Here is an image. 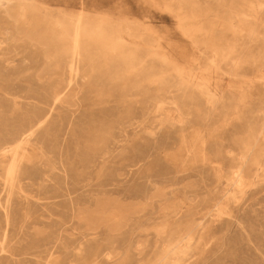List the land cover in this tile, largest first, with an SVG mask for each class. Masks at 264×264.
Segmentation results:
<instances>
[{
	"label": "rangeland",
	"instance_id": "1",
	"mask_svg": "<svg viewBox=\"0 0 264 264\" xmlns=\"http://www.w3.org/2000/svg\"><path fill=\"white\" fill-rule=\"evenodd\" d=\"M11 1L0 264H264V0Z\"/></svg>",
	"mask_w": 264,
	"mask_h": 264
},
{
	"label": "bare ground",
	"instance_id": "2",
	"mask_svg": "<svg viewBox=\"0 0 264 264\" xmlns=\"http://www.w3.org/2000/svg\"><path fill=\"white\" fill-rule=\"evenodd\" d=\"M4 1H6V0H0V4H2V3H4ZM8 1V0H7ZM12 1H14V0H12ZM11 1V2H12ZM24 1V0H23ZM213 1V0H212ZM15 2H16V0H15ZM17 2H19V1H17ZM16 2V3H17ZM24 2H26V1H24ZM214 2V1H213ZM220 2V1H219ZM227 2V1H226ZM228 2H230V1H228ZM8 3V2H7ZM10 3V2H9ZM16 3L14 4V5H16ZM18 4V3H17ZM22 4V3H21ZM21 4H20V7H21ZM221 4V3H220ZM223 4V3H222ZM227 4V3H226ZM9 5V4H8ZM11 5H13V4H11ZM231 5H232V3H231ZM2 6V5H1ZM4 6V5H3ZM5 6H7V5H5ZM10 6V5H9ZM222 6V5H221ZM227 6V5H226ZM233 6V5H232ZM8 7V6H7ZM6 7V8H7ZM10 7H13V6H10ZM19 7V6H18ZM260 7V6H259ZM4 8V7H3ZM5 8V9H6ZM212 8H213V6H212ZM234 8V7H233ZM263 8V7H262ZM261 8V9H262ZM20 9V8H19ZM205 9V8H204ZM227 9V8H226ZM228 9H230V8H228ZM2 10V9H1ZM4 10V9H3ZM7 10V9H6ZM5 10V11H6ZM13 10V9H12ZM11 10V11H12ZM208 10V9H207ZM232 10V9H231ZM9 11H10V9H9ZM11 11L9 12V13H11ZM14 11V13L16 12L15 10H13ZM7 12V11H6ZM208 12V11H207ZM206 13V12H205ZM16 14V13H15ZM0 15H1V13H0ZM5 15V14H4ZM11 15H12V13H11ZM10 14H9V16H11ZM17 15V14H16ZM15 15V16H16ZM80 15V14H79ZM5 16H7V15H5ZM13 16V15H12ZM14 16V17H15ZM226 17V16H225ZM263 17H264V15H263ZM13 18V17H12ZM17 18H19V17H17ZM231 18V17H230ZM234 18V17H233ZM4 19V18H3ZM15 19H16V17H15ZM79 19H80V16H79V18H78V20L76 21V20H74V21H76V22H69V24H66L65 22H64V20H60L59 21V25H60V30H61V28H62V34L64 33V34H67V35H69V36H71V37H69V38H72V46H71V50H66V52L64 51V55H65V57H63V58H66L65 60V67H66V71H68L69 72V74L71 75V77L68 79V81H67V83H66V86H70L71 85V82L73 81V77H75V76H77V74L79 73V71L81 70V69H84V68H82V67H80V64H82V63H80V57H82V59H83V56H80L81 54H80V46H79V36L81 35L80 34V30H79ZM232 19V18H231ZM23 20V19H22ZM69 20V19H68ZM21 21V20H20ZM87 21V20H86ZM217 21V20H216ZM226 21V20H225ZM228 21V20H227ZM233 21V20H232ZM263 21H264V19H263ZM18 22H19V20H18ZM22 22V21H21ZM67 22V21H66ZM231 22V21H230ZM255 22V21H254ZM3 23V22H2ZM6 23V22H5ZM15 23V22H14ZM58 23V22H57ZM81 23V22H80ZM20 24V23H19ZM17 25V24H16ZM228 25V24H227ZM18 26V25H17ZM82 26H83V24H82ZM231 26V25H230ZM21 28H22V26H20ZM95 27V26H94ZM128 27V26H127ZM234 27V26H233ZM7 28V27H6ZM20 28V29H21ZM125 28V27H124ZM231 28V27H230ZM251 28H252V26H251ZM5 29V28H4ZM14 29V28H13ZM16 29V28H15ZM95 29H96V27H95ZM98 29V28H97ZM127 29V28H126ZM233 29V28H232ZM231 29V30H232ZM17 30H18V27H17ZM54 30V29H53ZM250 30V29H249ZM16 31V30H15ZM93 31V30H92ZM259 31H261V30H259ZM2 32V31H1ZM23 32H24V30H23ZM96 32V31H95ZM3 33V32H2ZM63 34V35H64ZM114 35H116V34H114ZM120 35H121V33H120ZM23 36V35H22ZM25 36H26V34H25ZM27 37V36H26ZM30 37V36H29ZM65 37V36H64ZM121 37V36H120ZM257 37V36H256ZM28 38V37H27ZM254 38V37H253ZM21 39V38H20ZM29 39V38H28ZM66 39V38H65ZM3 40V39H2ZM48 40V39H47ZM60 40H62V39H60ZM249 40V39H248ZM252 40V39H251ZM259 40V39H258ZM1 41V40H0ZM29 41V40H28ZM55 41H57V40H55ZM71 41V40H70ZM115 41V40H114ZM41 42H42V40H41ZM1 43V42H0ZM59 43V42H58ZM60 43H61V41H60ZM251 43V42H250ZM62 44V43H61ZM60 44V45H61ZM227 44V43H226ZM230 44V43H229ZM59 46V45H58ZM47 48L49 47V46H46ZM54 47V46H53ZM56 47V46H55ZM225 47H226V45H225ZM246 47V46H245ZM46 48V49H47ZM50 48V47H49ZM58 48V47H57ZM56 48V49H57ZM60 48V47H59ZM64 48V47H63ZM243 48V47H242ZM247 48V47H246ZM52 49V47L50 48V50ZM65 49H66V47H65ZM64 49V50H65ZM133 49V48H132ZM245 49V48H244ZM43 50V49H42ZM54 50V49H53ZM46 51V50H45ZM44 50H43V52H45ZM56 51V50H55ZM60 51V50H59ZM59 51H58V53H59ZM205 51V50H204ZM250 51V50H249ZM262 51H263V49H262ZM49 52H51V51H48L47 53H49ZM243 52V51H242ZM241 52V53H242ZM91 53V52H90ZM89 53V54H90ZM206 53V52H205ZM248 53V52H247ZM40 54V53H39ZM50 54H53V53H50ZM48 55V54H47ZM247 55V54H246ZM249 55V54H248ZM60 56V55H59ZM80 56V57H79ZM205 56V55H204ZM243 56V55H242ZM260 56V55H259ZM52 57H55L54 55L52 56ZM89 57V56H88ZM93 57V56H92ZM202 57V56H201ZM262 57H263V55H262ZM42 58V57H41ZM63 58H62V60H63ZM245 58V57H244ZM243 58V59H244ZM46 59V58H45ZM54 59V58H53ZM81 59V60H82ZM86 59H88V58H86ZM211 59V58H210ZM260 59V58H259ZM263 59V58H262ZM49 60V59H48ZM93 60V59H92ZM91 59L89 60V61H92ZM203 60V59H202ZM207 60V59H206ZM255 60V59H254ZM55 61V60H54ZM118 61V60H117ZM210 61V60H209ZM216 63H217V61H216V58H215V60H214ZM46 62H47V60H46ZM88 62V61H87ZM97 62H99V60L97 61ZM206 62H208V61H206ZM45 63V62H44ZM60 63H62V62H60ZM86 63V62H85ZM93 63V62H92ZM127 63V62H126ZM54 64V63H53ZM55 64H57V63H55ZM87 64V63H86ZM88 64H89V62H88ZM134 64H136V63H134ZM227 64H228V62H227ZM242 64V63H241ZM244 64V63H243ZM242 64V65H243ZM264 64V63H263ZM47 65V64H46ZM61 65V64H60ZM97 65H98V63H97ZM137 65V64H136ZM205 65V64H204ZM83 66H85V65H83ZM88 66V65H87ZM86 66V67H87ZM121 66H122V64H121ZM91 67V66H90ZM90 67H88V68H90ZM98 67V66H97ZM226 67H228V66H226ZM243 67V66H242ZM255 67H256V65H255ZM258 67V66H257ZM54 68V67H53ZM112 68V67H111ZM115 68V67H114ZM123 68V67H122ZM239 68H240V66H239ZM55 69V68H54ZM117 69V68H116ZM224 69V68H223ZM228 69V68H227ZM63 70V69H62ZM88 70L89 69H87V71L86 72H88ZM110 70V69H109ZM242 70V69H241ZM244 70V69H243ZM252 70V69H251ZM250 70V71H251ZM59 71H61V70H59ZM82 71V70H81ZM85 71H83V72H85ZM98 71V70H97ZM245 71V70H244ZM57 72V71H56ZM49 73V72H48ZM62 73V72H61ZM134 73V72H133ZM246 73V72H245ZM90 74V73H89ZM102 74V73H101ZM111 74H112V72H111ZM130 74V73H129ZM135 74V73H134ZM244 74V73H243ZM48 75V74H47ZM62 75H63V73H62ZM95 75V74H94ZM97 75V74H96ZM99 75V74H98ZM110 75V74H109ZM116 75V74H115ZM135 75H137V74H135ZM55 76H56V74H55ZM60 76V75H59ZM100 76H102V75H100ZM129 76V75H128ZM131 76V75H130ZM129 76V77H130ZM133 76V75H132ZM131 76V77H132ZM52 77V76H51ZM50 77V78H51ZM63 77V76H62ZM95 77V76H94ZM108 77L109 76H107V79H108ZM128 77V78H129ZM135 77V76H134ZM49 78V79H50ZM61 78V77H60ZM98 78V77H97ZM106 77H104L103 79H105ZM53 79V78H52ZM62 79V78H61ZM99 79V78H98ZM92 79H90V81H91ZM66 81V80H65ZM105 81H106V79H105ZM119 81V80H118ZM122 81V80H121ZM126 81V80H125ZM55 82V81H54ZM53 82V83H54ZM60 82V81H59ZM87 82H88V80H87ZM92 82V81H91ZM104 82V81H103ZM107 82V81H106ZM128 81H126V83H127ZM131 82H133V81H131ZM130 82V83H131ZM135 82V81H134ZM133 82V83H134ZM136 82H137V80H136ZM61 83V82H60ZM63 83V82H62ZM96 83V82H95ZM94 83V84H95ZM113 83V82H112ZM133 83H132V85L131 86H133ZM55 84V83H54ZM85 84H87V83H85ZM91 84V83H90ZM111 84V83H110ZM135 84H137V83H134V85ZM108 85V84H107ZM106 85V86H107ZM124 86H125V84H123ZM58 86V85H57ZM89 86V85H88ZM93 86H95V85H93ZM101 86V85H100ZM105 86V87H106ZM113 88H114V86H113ZM125 88V87H124ZM86 89V88H85ZM119 89V88H118ZM121 89H123V88H121ZM129 89V88H128ZM133 89V88H132ZM59 90V89H58ZM101 90L102 89H100V92H101ZM113 90V89H112ZM111 90V91H112ZM53 91H55V90H53ZM72 91H74V90H72ZM71 91V92H72ZM99 91V90H98ZM115 91H117L116 89H115ZM114 91V92H115ZM126 91H127V89H126ZM130 91H133V90H131L130 89ZM137 91V90H136ZM201 91V90H200ZM68 92H69V90H68ZM76 92V91H75ZM113 92V91H112ZM122 92V91H121ZM124 92H125V90H124ZM74 93V92H73ZM105 93V92H104ZM103 93V94H104ZM117 93H119V92H117ZM126 93V92H125ZM53 94V93H52ZM55 94V93H54ZM70 94V93H69ZM106 94V93H105ZM109 94V93H108ZM120 94H122V93H120ZM263 94V93H262ZM68 95V94H67ZM263 96V95H262ZM57 97V96H56ZM72 97V96H71ZM74 98V97H73ZM209 98V97H208ZM261 98V97H260ZM65 99H66V97H65ZM211 99V98H210ZM67 100V99H66ZM59 102V101H58ZM62 102V101H61ZM74 102V101H73ZM66 104V103H65ZM68 104V103H67ZM262 104V103H261ZM253 113V112H252ZM249 115V114H248ZM241 116V115H240ZM249 118H251V117H249ZM248 118V119H249ZM261 118H263L262 116H261ZM220 119V118H219ZM242 119V118H241ZM240 119V120H241ZM245 119H246V117H245ZM248 119H247V121H248ZM243 120V119H242ZM254 121H255V119H254ZM261 121V120H260ZM258 122V121H257ZM245 124V123H244ZM256 124V123H255ZM206 125V124H205ZM251 125H254V124H251ZM210 126V125H209ZM244 126V125H243ZM242 126V127H243ZM256 126V125H255ZM257 127V126H256ZM255 127V128H256ZM240 128V127H239ZM249 128V127H248ZM252 128V127H251ZM259 129V128H258ZM234 130H236V129H234ZM243 130H245L244 128H243ZM251 130V129H250ZM259 130H261V129H259ZM233 131V130H232ZM239 131V130H238ZM241 131V130H240ZM245 132V131H244ZM252 132H254L253 130H252ZM250 133V132H249ZM227 134V133H226ZM247 134V133H246ZM245 134V135H246ZM241 135V134H240ZM243 135H244V133H243ZM248 136H250L249 134H247ZM253 135V134H252ZM255 135V134H254ZM226 137V136H225ZM240 137H243V136H240ZM252 137V136H251ZM251 137H249V139H248V141L250 140V138ZM27 138H24V139H22V141H21V143L24 141V140H26ZM254 139V138H253ZM235 140V139H234ZM238 140V139H237ZM252 140V139H251ZM250 140V141H251ZM236 141V140H235ZM238 142V141H237ZM252 142V141H251ZM20 143V144H21ZM246 142H244V144H245ZM19 144V145H20ZM239 144V143H238ZM19 145H17L16 147H14L13 148V150L14 149H17L18 148V146ZM216 146V145H215ZM239 146H241L242 147V145H239ZM249 146H250V144H249ZM217 147V146H216ZM42 149V148H41ZM217 149V148H216ZM215 149V150H216ZM225 149V148H224ZM232 149V148H231ZM235 149V148H234ZM244 149H246V148H244ZM244 149H242V150H244ZM247 150V149H246ZM245 150V151H246ZM234 151V150H233ZM245 151H243V152H245ZM14 152V151H13ZM235 152H237V151H235ZM222 153V152H221ZM226 153V152H225ZM228 153V152H227ZM226 153V154H227ZM13 154V153H12ZM229 154V153H228ZM11 155V154H10ZM247 155V154H246ZM249 155V154H248ZM218 156V155H217ZM234 156V155H233ZM243 156H245V155H243ZM26 157V156H25ZM236 157V156H235ZM234 157V158H235ZM5 158V157H4ZM218 158V157H217ZM216 158V159H217ZM228 158V157H227ZM239 158V157H238ZM251 158V157H250ZM231 159V158H230ZM246 159V158H245ZM244 159V160H245ZM248 160H251V159H248ZM228 161V160H227ZM238 162V161H237ZM248 162V161H247ZM251 162V161H250ZM225 163V162H224ZM231 164V163H230ZM250 164H252V163H250ZM257 164V163H256ZM215 165V164H214ZM255 165V164H254ZM263 165V164H262ZM235 166V165H234ZM253 166V165H252ZM230 167H232V166H230ZM208 169V168H207ZM230 169V168H229ZM239 170V169H238ZM203 171H204V169H203ZM227 171H229V170H227ZM233 171V170H232ZM250 171V170H249ZM224 172V171H223ZM225 174V173H224ZM231 180V179H230ZM240 189V188H239ZM103 249H105V248H103V247H100V248H98L97 249V254H96V252H95V256L91 259V261L88 263V264H93V262L95 261V259L98 257V255H99V253L101 252V251H103ZM110 254L109 253H105L104 254V257L106 258V259H110L111 258V256H109ZM38 256V255H37ZM124 261H125V258L124 257H120V258H118V259H116V260H114V261H112V262H110V263H108V264H125L124 263ZM43 262V261H42Z\"/></svg>",
	"mask_w": 264,
	"mask_h": 264
}]
</instances>
